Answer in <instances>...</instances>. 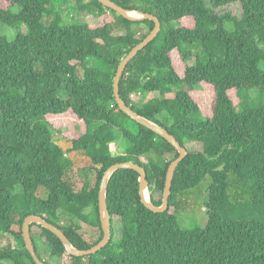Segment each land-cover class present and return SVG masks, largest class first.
Returning a JSON list of instances; mask_svg holds the SVG:
<instances>
[{
  "label": "trees",
  "instance_id": "16d2710c",
  "mask_svg": "<svg viewBox=\"0 0 264 264\" xmlns=\"http://www.w3.org/2000/svg\"><path fill=\"white\" fill-rule=\"evenodd\" d=\"M74 1L79 11L98 7L103 21L64 25L51 0H0V22L27 29L14 40L0 35V234L21 243L0 251V264H36L23 238L30 214L60 227L76 247L94 246L104 236L99 190L105 171L118 162L139 163L159 206L169 165L179 156L169 141L122 111L114 93L120 62L155 22L129 20L98 0ZM113 1L154 14L162 25L127 64L120 95L174 134L188 154L177 167L168 210L147 208L140 174L120 168L107 190L110 242L94 254L73 256L55 233L32 223L38 255L54 264L41 255L42 239L53 256H69V264H264V0ZM204 83L214 90L208 115L194 96ZM152 92L158 96L148 97ZM66 113L84 125L67 148L48 120ZM117 139L122 154L113 152ZM195 144L199 148L192 149ZM74 151L84 153L95 176L94 183L84 178L79 189L68 176L76 164L68 153ZM169 153L174 157L165 158ZM208 175L207 223L184 228L177 212L190 208L189 193ZM41 189L46 196L38 195ZM115 217L122 222L119 239ZM77 219L98 227L99 238L84 236Z\"/></svg>",
  "mask_w": 264,
  "mask_h": 264
},
{
  "label": "rangeland",
  "instance_id": "374dc122",
  "mask_svg": "<svg viewBox=\"0 0 264 264\" xmlns=\"http://www.w3.org/2000/svg\"><path fill=\"white\" fill-rule=\"evenodd\" d=\"M49 6L57 7L61 10L62 16L64 18V25H71L76 23H87L88 25L95 26L100 24L103 21V15L100 16L98 14V7H93L90 10L79 11L77 9L78 3L74 0H51V4ZM19 8H15L17 10ZM108 15V14H107ZM113 20V16L109 13L108 18ZM49 19V16L46 15L45 20ZM187 24L193 25L191 20L186 21ZM139 29H146L144 27H140ZM26 26L24 24L17 25L16 27L9 26L5 23L0 22V35L6 36L9 40H14L18 32L23 31L26 32ZM123 33V30H119L117 32ZM173 58L180 68V74L184 72V64L179 52L176 50ZM83 72V70H81ZM234 99L239 100L235 96V92H231ZM252 94L254 96L257 95L256 91H253ZM62 97H66V94L62 92ZM148 97H156L158 93L152 92L147 94ZM194 96L201 102L203 106V114L208 115L210 113V105L213 100L214 90L213 87L208 84H202L199 89L194 91ZM74 115L71 113L60 114V115H48V120L53 125V133L56 137L57 142L61 143L65 148L70 146L68 141L73 138H77L84 132V125L79 124L78 121L73 117ZM198 147V144L192 145L191 148L195 149ZM199 148V147H198ZM112 149L115 154H122L125 152L123 144L120 139H117L112 144ZM156 154H153L155 156ZM68 156L76 163L74 167L69 171L68 176L72 181L77 182V188L81 187V183L84 178L89 177L91 183L95 182L94 170L91 167L90 162L87 160V157L84 155L82 151H74L68 153ZM156 157V156H155ZM174 157L173 153H169L165 155V158L171 159ZM83 167V168H82ZM211 183V177L208 175L206 178L200 183V188L196 190H191L188 195V199L190 200V208L180 210L177 212V219L180 225L184 228H191L194 226L203 227L207 223V213L205 209V200L207 199V188ZM38 195L46 196V191L44 189L39 190ZM78 225L81 227V233L92 239L97 240L100 236V230L98 227L90 225L82 220H76ZM113 229L115 230V239H119L122 234V222L120 218L115 217L113 222ZM35 233L39 232L37 227L33 228ZM16 246H21V243L16 241V239L11 234H0V251L1 250H9ZM38 246L43 258L48 261H52L54 264H69L70 258L65 255L62 258L55 257L51 254L50 249L46 246V243L42 240H38ZM4 264H13L10 261L4 262Z\"/></svg>",
  "mask_w": 264,
  "mask_h": 264
},
{
  "label": "water",
  "instance_id": "95a60500",
  "mask_svg": "<svg viewBox=\"0 0 264 264\" xmlns=\"http://www.w3.org/2000/svg\"><path fill=\"white\" fill-rule=\"evenodd\" d=\"M98 1L102 3L104 6L114 9L119 15L129 20L138 21V20L149 19L155 22V26L149 32V34L137 45H135L120 62L114 78V93L119 108L122 111H124L127 115H129L133 120H136L138 123L155 131L157 134H159L167 141H169L177 149V151L179 152V156L176 159H174L169 165L166 176L164 193H163V202L159 206L155 205L151 200L149 181L147 179V171L145 167H143L139 163L133 161L118 162L111 165L105 171L102 177L101 186L99 190V212H100V220H101L104 236L97 244H95L94 246L88 249H80L76 247L60 227L46 220L43 216L35 215V214L28 215L23 223V238H24L25 246L32 255V257L34 258L36 264H46V263L38 255L34 241L32 239L31 236L32 223L39 224L49 229L53 233H55L61 239V241L63 242L66 248V251L69 254L73 256H85L89 254H94L97 251L101 250L103 247H105L110 242L112 237V232H111L112 219L107 204V190H108L109 180L112 174L120 168H129L136 170L140 174L139 182H140L141 201L145 204L147 208L151 209L154 212H165L169 208V198L172 192L173 180L177 167L179 163L188 154V150L181 145V143L178 141V139L174 134H172L167 128L163 127L162 125H159L158 123L153 122L148 118L138 114L132 107H130L125 103V101L122 99L120 95V81L124 73V70L126 69L127 64L140 50H142L145 46H147L151 41H153L157 37V35L159 34L162 28L160 19L156 15L151 13H147L139 10H128L123 6L117 4L113 0H98Z\"/></svg>",
  "mask_w": 264,
  "mask_h": 264
}]
</instances>
